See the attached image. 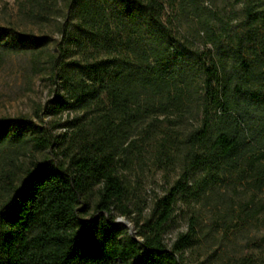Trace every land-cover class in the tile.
I'll return each mask as SVG.
<instances>
[{
    "label": "trees",
    "instance_id": "16d2710c",
    "mask_svg": "<svg viewBox=\"0 0 264 264\" xmlns=\"http://www.w3.org/2000/svg\"><path fill=\"white\" fill-rule=\"evenodd\" d=\"M14 2L0 53L51 80L36 116L66 115L0 116V264H188L194 203L223 231L264 225V0ZM154 169L174 176L146 198Z\"/></svg>",
    "mask_w": 264,
    "mask_h": 264
},
{
    "label": "rangeland",
    "instance_id": "374dc122",
    "mask_svg": "<svg viewBox=\"0 0 264 264\" xmlns=\"http://www.w3.org/2000/svg\"><path fill=\"white\" fill-rule=\"evenodd\" d=\"M14 1L0 0V24L7 26L12 22H19L15 14ZM19 25V28L22 27L21 23ZM33 30L36 32L34 27ZM56 36V32L51 34L53 39ZM52 86L46 73L30 70L26 51L0 53V116L22 114L35 122L41 121L46 124H50L53 119L64 117L65 112L60 115H50L42 110L37 111L39 116L35 115V107L51 96ZM51 130L56 133L63 131L61 127H53ZM173 176L174 172L171 170L163 172L161 169H154L151 172L144 171L138 178L141 180V188L147 198L152 190L159 192L166 185L165 179L169 181ZM192 205L198 208L199 239L184 252L188 264H224L228 257L240 251L264 252V240L260 236L264 233V225L259 221L249 219L234 233L229 229L223 231L221 226L213 223L212 206L208 204L199 206L198 203ZM187 213L186 206L182 205V211L176 215L175 224L165 233L167 238H171L178 230L184 229ZM124 219L132 227V222L125 217ZM206 231L205 236H200L201 232ZM222 233L225 235L221 237V242L218 244V237Z\"/></svg>",
    "mask_w": 264,
    "mask_h": 264
},
{
    "label": "water",
    "instance_id": "95a60500",
    "mask_svg": "<svg viewBox=\"0 0 264 264\" xmlns=\"http://www.w3.org/2000/svg\"><path fill=\"white\" fill-rule=\"evenodd\" d=\"M114 220L117 221V222H120L123 225H126L128 230H129V232L133 231V228L128 225V223L126 222V220L124 219L123 216L117 215V216H115Z\"/></svg>",
    "mask_w": 264,
    "mask_h": 264
}]
</instances>
